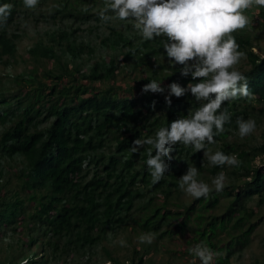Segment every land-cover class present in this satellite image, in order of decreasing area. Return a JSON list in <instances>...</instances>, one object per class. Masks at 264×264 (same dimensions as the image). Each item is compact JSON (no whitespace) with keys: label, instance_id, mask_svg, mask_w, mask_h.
Here are the masks:
<instances>
[{"label":"trees","instance_id":"1","mask_svg":"<svg viewBox=\"0 0 264 264\" xmlns=\"http://www.w3.org/2000/svg\"><path fill=\"white\" fill-rule=\"evenodd\" d=\"M97 1L38 0L29 9L23 0H0V5H13L7 23L0 27V63L6 68L12 65L22 37L16 25L32 16L30 11L44 10L40 17L46 20L101 22L98 13L105 4L95 11ZM260 17L264 27V8ZM79 29L56 32L50 42L41 40L30 47L33 69L17 74L0 71V242L9 236L19 250L30 249L19 256L10 253L0 264H48L50 255L58 259L68 252L91 256L110 234L132 223L142 234L154 233L158 240L190 232L188 246L177 252L180 256L193 260L189 249L203 242L220 254L215 264H232V256L250 244L263 221L262 216L253 219L257 209L250 203L255 198L264 201V140L246 146L229 138L238 132V118L247 120L264 113L262 105H255L264 103V54L253 51L245 31L232 33L239 50L247 54L250 67L240 72L247 76L252 95L222 105L219 111H226L230 121L205 150L196 152L178 143L171 152L173 158H163L169 165L163 179L153 184L146 161L148 150L155 155V149L145 145L133 153V141L154 136L160 127L194 112L204 101H196L189 92L180 98L172 96L169 106L167 91L143 93L142 88L153 79L165 89L172 82L186 86L199 81L191 75L181 76L182 65L157 63L167 57L166 37L145 41L121 31H113L115 39L107 37L103 43L121 44L127 49L122 52L123 60L135 59L146 74L129 85L118 81L115 58L96 60L89 70H83L82 58L94 56L96 47L72 44L71 37ZM48 62L53 66L44 68ZM42 66L43 70L38 68ZM5 78L12 83L8 87ZM207 150L236 154L241 163L231 173L242 181L232 180L220 193L213 190L207 198L183 202L179 178L190 165L199 176L206 170L214 175L230 171V166L212 165L204 158ZM12 159H20L23 165L15 171L17 187L9 186L4 167L5 160ZM146 243L134 249L130 264H145L154 249ZM34 246L37 250H32ZM49 249L51 254L46 255ZM104 251L105 262L125 264L106 247Z\"/></svg>","mask_w":264,"mask_h":264},{"label":"clouds","instance_id":"2","mask_svg":"<svg viewBox=\"0 0 264 264\" xmlns=\"http://www.w3.org/2000/svg\"><path fill=\"white\" fill-rule=\"evenodd\" d=\"M23 3L31 9L38 0H23ZM253 5L264 7V0H107L99 11V19L104 23L114 18L131 19L145 41L166 37L163 47L169 60L182 65L181 76L191 75L193 81H199L186 86L172 82L165 89L161 82L153 79L142 88L143 93L167 91L165 102L169 106L172 96L180 98L189 92L196 101H204L194 112L173 120L167 127H160L154 136L133 141V153L145 145L155 149V155L151 148L148 150L146 161L153 184L163 179L169 169L163 158L171 160V152L178 143L192 146L196 152L205 150L206 144L215 143L214 136L223 132L225 123L230 121L226 111H219L222 105L231 99L252 95L247 76L236 69L247 54L239 50L232 33L248 25L249 19L244 13ZM12 8L10 3L0 5V27L7 23ZM236 123L242 139L256 129V122L251 118H238ZM208 159L218 166L234 167L241 163L236 154L221 151ZM198 176L197 168L190 165L187 173L179 178V188L192 198H207L213 190L220 193L226 187L224 172L215 176L212 186ZM154 238V233H144L138 239L151 244ZM125 243L120 240L121 246ZM189 252L193 256L191 264H197V259L200 264H215V258L220 255L203 242Z\"/></svg>","mask_w":264,"mask_h":264},{"label":"rangeland","instance_id":"3","mask_svg":"<svg viewBox=\"0 0 264 264\" xmlns=\"http://www.w3.org/2000/svg\"><path fill=\"white\" fill-rule=\"evenodd\" d=\"M106 3L107 0H98L94 3L93 7L96 11L100 7H103L102 4ZM263 8L264 7L258 5H253L251 8L245 10L244 14L248 17L249 23L245 28L240 29L249 35L253 43L252 49L259 55L264 54V27L262 24L263 20L260 17V11ZM42 12H44V10L30 11L32 16H26L25 20L22 18L21 21L17 23L16 28L19 29L18 31L22 34V37L18 43V51L15 58L11 59L12 65L6 68L3 62L0 63L1 73L8 71L10 74H17L22 71L33 69L35 62L30 56V47L36 45L41 40L45 43L50 42L54 36V33L56 32L60 33L65 29L71 32L73 29L80 27L75 36L71 37L72 44L75 45L76 43H83L85 45H95L96 47V53L94 56L85 54L82 58L81 62L83 70H89L91 65L96 60L103 59L109 61L111 58H115L119 67V73L117 75L118 81H122L123 83L129 85L133 79L141 78L146 74L145 70L136 63L135 59H130L128 61L123 60L122 52L125 53L127 49L123 50L121 44L113 47L109 45L110 43H103V40L107 37L115 39L116 35L113 31H121L126 35L130 34L132 35L133 39H135L136 36L141 37L140 32L134 28V21L131 19L122 21L114 18L109 23H104L102 21L98 22L95 20L90 21L89 23H81L74 21V19L62 20L60 18H49L46 20L45 18L40 17ZM37 17L39 20H36ZM64 58L66 59V57ZM247 60L248 58L242 59L240 63L236 65V69L242 71L249 68L250 65L247 63ZM170 62L171 61L168 57H161L157 61V63H162L164 66L165 64H170ZM51 66L53 65L48 62V64L44 65V68H50ZM38 68L43 70V66ZM160 68L163 69L162 66H160ZM4 84H7L8 87L12 83L7 81L5 78ZM255 105H262L264 107V103L261 104L256 102ZM256 114L257 116L251 117V119H254L256 122L255 131L243 139L239 136V130L238 132H232L229 138L230 141L236 140L246 144V146L260 144L263 142L264 113ZM212 151L213 150H207V155H205L204 152V158H208V156L214 154ZM259 162L260 159L258 157L254 161V164L257 165ZM22 166L23 165L20 162V159L5 160L4 167L7 170V176L10 178V187H17L15 171H18V169H20ZM233 169L234 167H230L229 172H224L227 176L226 184H229L232 180H235L236 182L242 181L240 177L231 173ZM216 175L206 170L203 172L202 176H198V179L204 180L206 183L212 186L211 182ZM180 198L183 202L193 199L192 197L186 195L183 191L180 195ZM250 207L257 209L256 215L253 217V219L260 218L262 216L263 221L254 232L250 244L232 256V264H264V201L260 202V198H255L251 201ZM141 235L142 233L140 232V229L132 223L127 229L119 231L116 234H110L107 240L94 248L93 254L91 256H89L87 252L78 255L69 254L68 252L57 259L54 258L53 255H50V249L47 250L45 254L50 255L48 264H102L108 260V256L104 251V247H106L110 251L112 257L117 258L122 263L130 264L129 260H131V257H133L135 254L134 249L136 247L142 248L144 245V243H141L138 239ZM190 237V232L162 240H158L155 237L152 242L154 249L149 252L145 264H191L192 260H187V257L180 256L177 253L183 247L188 246L186 241ZM120 240H124L126 242L124 246H121ZM22 250L23 254L30 251L29 246H24ZM22 250H19L16 241L8 236L0 242V259L5 258L10 253L19 256L21 255ZM32 250H37V246H34ZM39 250H41V248H38V251ZM197 264L199 263L197 262Z\"/></svg>","mask_w":264,"mask_h":264},{"label":"bare ground","instance_id":"4","mask_svg":"<svg viewBox=\"0 0 264 264\" xmlns=\"http://www.w3.org/2000/svg\"><path fill=\"white\" fill-rule=\"evenodd\" d=\"M102 264H112V263L108 261V262H104V263H102Z\"/></svg>","mask_w":264,"mask_h":264}]
</instances>
